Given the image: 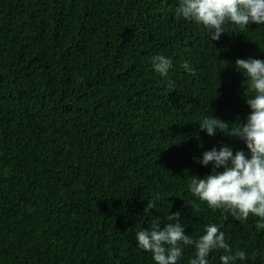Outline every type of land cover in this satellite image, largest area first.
I'll list each match as a JSON object with an SVG mask.
<instances>
[{"label":"trees","instance_id":"trees-1","mask_svg":"<svg viewBox=\"0 0 264 264\" xmlns=\"http://www.w3.org/2000/svg\"><path fill=\"white\" fill-rule=\"evenodd\" d=\"M176 7L0 0V264H153L135 232L175 212L193 236L222 223L247 249L244 264H264L251 258L264 249L255 218L222 219L187 191L191 176L211 173L197 162L203 152L247 151L199 123L207 115L230 128L246 122L252 93L235 60H264V26H231L213 41ZM158 54L173 61L174 89L151 68Z\"/></svg>","mask_w":264,"mask_h":264},{"label":"clouds","instance_id":"clouds-1","mask_svg":"<svg viewBox=\"0 0 264 264\" xmlns=\"http://www.w3.org/2000/svg\"><path fill=\"white\" fill-rule=\"evenodd\" d=\"M175 14L178 19L202 28L215 41L231 26L247 28L253 23L264 26V0H178ZM151 68L169 89L176 87L169 76L173 68L171 58L155 55L151 57ZM180 68L196 75L187 61ZM235 69L248 80L247 88L252 93L246 99L250 109L246 122H237L236 127L230 128L228 123L207 115L199 128L208 136L219 130L237 137L247 151L234 152L221 146L219 150L213 147L203 152L197 162L205 167L211 164V173L202 178L191 176L187 191L211 212L219 211L222 219L230 215L235 221L246 223L250 217L255 218L254 227L261 232L264 231V60L236 59ZM160 198L157 193L147 201L144 216H149V210L156 208ZM134 239L138 250L151 254L153 264H182L186 250L191 251L188 264H212L215 252L220 253L216 264H244L249 259L247 249L230 242L222 223L210 221L199 235L193 236L186 234L179 212L167 214L163 220L154 218L149 226L135 232ZM257 256L264 260V249L251 253L252 259Z\"/></svg>","mask_w":264,"mask_h":264}]
</instances>
